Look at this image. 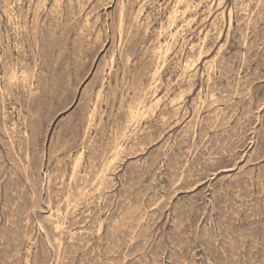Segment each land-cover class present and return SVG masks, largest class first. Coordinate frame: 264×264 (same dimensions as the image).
<instances>
[{
	"label": "rangeland",
	"instance_id": "obj_1",
	"mask_svg": "<svg viewBox=\"0 0 264 264\" xmlns=\"http://www.w3.org/2000/svg\"><path fill=\"white\" fill-rule=\"evenodd\" d=\"M176 1L0 0V264H264V0Z\"/></svg>",
	"mask_w": 264,
	"mask_h": 264
},
{
	"label": "bare ground",
	"instance_id": "obj_2",
	"mask_svg": "<svg viewBox=\"0 0 264 264\" xmlns=\"http://www.w3.org/2000/svg\"><path fill=\"white\" fill-rule=\"evenodd\" d=\"M179 1H180V0H179ZM53 2H54V0H53ZM176 2H178V0H177ZM176 2H175V3H176ZM182 2H184V1L181 0V3H182ZM186 2H187V1H186ZM175 3H174V7H173L174 9H175V6H176ZM181 3H179V4H181ZM184 4H185V3H184ZM171 5H172V4H171ZM177 5H178V4H177ZM42 6H43V5H42ZM182 6H185V5H182ZM186 7H187V6H186ZM188 7H189V4H188ZM78 9H79V8H78ZM177 9H178V7H177ZM191 9H192V8H191ZM121 10H122V9H121ZM187 10H188V9H187ZM187 10H185V11L187 12ZM79 11H80V10H79ZM81 11H82V10H81ZM175 11H176V10H175ZM177 11H179V10H177ZM180 11H181V10H180ZM180 11H179V12H180ZM2 12H3V11H2ZM124 12H125V11H124ZM168 12H169V11H168ZM183 12H184V11H183ZM120 13H122V11H121ZM181 13H182V11H181ZM124 14H125V13H124ZM173 14H174V13H173ZM176 14H178V12H177ZM170 15H171V14H170ZM183 15H184V14H183ZM122 16H123V15H120V18H121ZM174 16H175V14L173 15V17H174ZM171 17H172V16H171ZM182 17H183V16H182ZM174 18H175V17H174ZM193 18H194V17H193ZM122 19H123V18H122ZM127 19H128V18H127ZM172 19H173V18H172ZM119 20H120V19H119ZM173 20H174V19H173ZM120 21H121V20H120ZM124 21H125V20H124ZM170 21H171V18H170ZM118 22H119V21H118ZM140 22H141V21H140ZM119 23H120V22H119ZM120 25H121V24H120ZM123 26H124V25H123ZM118 27H119V26H118ZM124 27H125V26H124ZM188 27H189V26H188ZM119 28H120V27H119ZM178 28H179V27H178ZM118 30H119V29H118ZM120 30L122 31L121 28H120ZM120 30H119V31H120ZM123 30H125V29H123ZM125 31H126V30H125ZM122 32H123V31H122ZM123 34H124V33H123ZM120 35H121V34H120ZM124 35H125V34H124ZM131 36H132V35H131ZM121 37H122V35H121ZM117 39H118V38H117ZM119 39H121V38H119ZM128 41H129V40H128ZM114 42H115V41H114ZM119 43H120V42H119ZM83 48H84V47H83ZM117 48H118V47H117ZM164 49H165V48H164ZM166 50H167V49H166ZM111 52H112V51H111ZM164 52H165V51H164ZM162 54H163V53H162ZM113 56H114V55H113ZM113 56H111V57H113ZM242 57H243V56H242ZM113 58H114V57H113ZM113 60H114V59H113ZM125 60H126V59H125ZM127 60H128V59H127ZM114 61H115V60H114ZM114 61H113V62H114ZM137 61H138V60H137ZM183 61H184V60H183ZM186 61H187V60H186ZM182 65H183V64H182ZM189 65H190V64H189ZM111 66H112V65H111ZM156 66H157V65H156ZM187 66H188V65H187ZM11 69H12V68H11ZM188 69H189V68H188ZM13 71H14V69H13ZM10 72H11V71H10ZM109 73H110V71H109ZM152 74H153V73H152ZM11 75H12V74H11ZM11 75H10V76H11ZM14 76H15V75H14ZM152 78H153V77H152ZM13 79H14V78H13ZM7 81H8V80H7ZM10 81H11V80H10ZM10 81H8V82H10ZM154 81H155V80H154ZM129 82H130V81H129ZM151 84H152V83H151ZM149 85H150V84H149ZM101 87H102V86H101ZM150 88H151V86H150ZM101 89H102V88H101ZM146 89H147V88H146ZM98 90H99V89H98ZM153 90H154V89H153ZM103 91H104V90H103ZM141 91H142V90H141ZM143 91H145V89H144ZM98 92H100V91H98ZM98 92H96V93H98ZM141 93H142V92H141ZM26 94H27V93H26ZM97 95H98V94H97ZM143 95H144V94H143ZM143 95H142V96H143ZM95 96H96V95H95ZM98 96H99V95H98ZM99 97H100V96H99ZM139 97H140V96H139ZM7 98H8V97H7ZM142 98H143V97H142ZM97 100H98V99H97ZM138 100H139V99H138ZM140 100H141V99H140ZM156 101H158V100H156ZM156 101H155V103H156ZM151 103H152V102H151ZM151 103H150V104H151ZM157 103H158V102H157ZM139 104H141V102H140ZM139 104H138V105H139ZM139 106H140V105H139ZM149 106H150V105H149ZM131 107H132V106H131ZM95 108H96V107H95ZM134 108H135V107H134ZM134 108H133V109H134ZM136 108H137V105H136ZM140 109H141V108H140ZM144 109H146V108H144ZM134 110H135V109H134ZM137 110H139V109H137ZM93 111H94V109H93ZM127 111H128V110H127ZM96 112H97V110H96ZM131 112H133V111H131ZM142 112H143V111H142ZM142 112H141V113H142ZM127 113H128V112H127ZM143 114H144V113H143ZM89 115H90V114H89ZM126 115H127V114H126ZM128 115H129V114H128ZM128 115H127V116H128ZM130 115H131V114H130ZM132 115H133V113H132ZM87 117H88V114H87ZM131 117H133V116H131ZM126 118H127V117H126ZM129 118H130V117H129ZM135 118L139 119V116H137V117L135 116ZM86 119H87V118H86ZM93 119H94V117H93ZM130 119H131V118H130ZM133 119H134V118H133ZM88 120H89V119H88ZM126 120H127V119H126ZM85 121H86V120H85ZM128 121H129V120H128ZM93 122H94V121H93ZM99 122H100V120H99ZM86 123H87V122H86ZM130 123H132V121H131ZM175 123H176V122H175ZM128 124H129V123H128ZM97 125H98V124H97ZM97 125H96V126H97ZM86 126H88V125H86ZM98 126H99V125H98ZM14 128H15V127H14ZM91 128H92V127H91ZM94 128H96V127H94ZM87 129H88V127H87ZM86 131H88V130H86ZM95 131H96V130H95ZM83 132H84V131H83ZM88 132H89V131H88ZM86 133H87V132H86ZM83 135H85V137H86V134H85V133H84ZM92 135H93V134H92ZM89 136H90V135H89ZM89 136H88V138H89ZM26 138H27V137H26ZM81 139H82V138H81ZM84 139H85V138H84ZM90 140H91V139H90ZM92 140H93V138H92ZM81 141H82V140H81ZM86 141H87V140H86ZM86 141H85V142H86ZM82 142H84V140H83ZM91 142H92V141H91ZM79 143H80V142H79ZM89 143H90V142H89ZM89 143H88V144H89ZM80 144H81V143H80ZM12 145H13V144H12ZM82 145H83V144H82ZM85 145H86V144H85ZM90 145H91V144H90ZM115 145H116V144H115ZM116 146H117V145H116ZM79 147H80V146H79ZM118 147H120V145H118ZM84 148H85V147H84ZM116 148H117V147H116ZM117 149H118V148H117ZM120 149H121V148H120ZM113 150H114V149H113ZM81 151H83V150H81ZM120 151H121V150H120ZM84 152H85V151H84ZM77 155H78V154H77ZM112 155H113V154H112ZM26 156H27V155H26ZM80 156H81V155H80ZM113 156H114V155H113ZM113 156H112V157H113ZM83 157H85V155H84ZM75 158H76V157H75ZM82 159H84V158H82ZM76 160H77V159H76ZM101 160H102V159H101ZM79 161H80V159H79ZM76 163H77V162H76ZM80 163H81V162H80ZM105 164H107V162H106ZM76 165L78 166V164H76ZM80 165H81V164H80ZM74 166H75V165H74ZM77 166H76V168H78ZM107 166H108V165H107ZM79 167H80V166H79ZM72 168H73V166H72ZM79 169H81V168H78L77 170H79ZM97 169H98V168H97ZM73 170H74V169H73ZM102 172H103V171H102ZM73 173H74V171H73ZM100 175H101V174H100ZM72 177H73V176H72ZM74 177H75V176H74ZM72 179H73V178H72ZM74 179H75V178H74ZM95 179H96V178H95ZM95 182H96V181H95ZM98 184H99V183H98ZM99 187H100V186H99ZM71 190H72V189H71ZM82 191H83V190H82ZM82 191H81V192H82ZM86 191H87V190H86ZM84 192H85V191H84ZM92 193H93V192H92ZM66 201H67V200H66ZM65 206H66V205H65ZM54 207H55V206H54ZM73 210H74V209H73ZM64 212H65V211H64ZM56 216H57V215H56ZM48 218H49V217H48ZM47 220H48V219H47ZM48 222H49V221H48ZM56 224H57V223H56ZM57 232H58V231H57ZM56 244H57V243H56ZM58 250H59V249H58Z\"/></svg>",
	"mask_w": 264,
	"mask_h": 264
}]
</instances>
